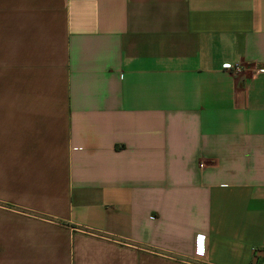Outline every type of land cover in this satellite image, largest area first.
<instances>
[{"label": "crops", "instance_id": "1", "mask_svg": "<svg viewBox=\"0 0 264 264\" xmlns=\"http://www.w3.org/2000/svg\"><path fill=\"white\" fill-rule=\"evenodd\" d=\"M0 264H264V0H0Z\"/></svg>", "mask_w": 264, "mask_h": 264}, {"label": "built area", "instance_id": "2", "mask_svg": "<svg viewBox=\"0 0 264 264\" xmlns=\"http://www.w3.org/2000/svg\"><path fill=\"white\" fill-rule=\"evenodd\" d=\"M225 68L232 69L235 72H241L243 70V66L240 65L239 63H236L234 65H226Z\"/></svg>", "mask_w": 264, "mask_h": 264}, {"label": "clouds", "instance_id": "3", "mask_svg": "<svg viewBox=\"0 0 264 264\" xmlns=\"http://www.w3.org/2000/svg\"><path fill=\"white\" fill-rule=\"evenodd\" d=\"M203 253H204V249H203V248H199V249H198V254H199V255H203Z\"/></svg>", "mask_w": 264, "mask_h": 264}, {"label": "snow or ice", "instance_id": "4", "mask_svg": "<svg viewBox=\"0 0 264 264\" xmlns=\"http://www.w3.org/2000/svg\"><path fill=\"white\" fill-rule=\"evenodd\" d=\"M201 240H202V238H201ZM202 248V247H201Z\"/></svg>", "mask_w": 264, "mask_h": 264}]
</instances>
